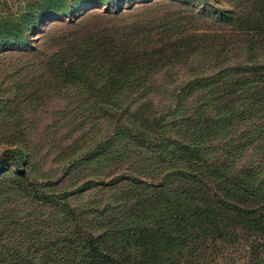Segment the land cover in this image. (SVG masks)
<instances>
[{
	"label": "rangeland",
	"instance_id": "1",
	"mask_svg": "<svg viewBox=\"0 0 264 264\" xmlns=\"http://www.w3.org/2000/svg\"><path fill=\"white\" fill-rule=\"evenodd\" d=\"M14 1L0 0V9ZM254 1L105 2L40 24L27 41L9 49L0 46V160L6 162L0 169V238L8 240L0 257L27 253V247L35 257L81 256L78 243L91 233L126 264H154V258L163 264H251L253 240L260 236L237 227L238 220L203 187L173 175L164 183L173 171L169 167L186 169L191 160L172 152L159 158L164 142L134 137L138 131L155 136L153 129L162 123L173 139L198 134L204 148L193 167L210 168L205 177L215 188L222 170L232 177L264 178V83L233 94L229 83L214 77L219 66L264 62V54L237 58L238 48L259 42L264 49L260 35L251 40L237 30L251 24ZM230 10L246 11V23L226 16ZM86 38L98 43L104 58L91 66L116 71H96L93 82L71 81L38 63L36 56L76 51L72 46ZM112 39L129 56L110 61L118 44L105 53L103 42L111 45ZM33 47L39 52L26 54ZM194 76L212 79L193 90L187 85ZM179 102L182 109L175 111ZM205 102L210 106L204 112L195 109ZM23 171L39 198L46 194L53 201L33 199L18 184L6 183ZM129 175L142 184L125 179ZM88 181L92 184L85 186ZM229 196L242 205L256 198ZM147 235H153L149 254L135 247ZM158 240L165 241L160 250ZM49 242L52 252L42 250ZM20 243L27 245L21 251Z\"/></svg>",
	"mask_w": 264,
	"mask_h": 264
},
{
	"label": "trees",
	"instance_id": "2",
	"mask_svg": "<svg viewBox=\"0 0 264 264\" xmlns=\"http://www.w3.org/2000/svg\"><path fill=\"white\" fill-rule=\"evenodd\" d=\"M118 0H15L12 5H8L6 2V8L0 9V46H7L6 49H9V46L19 44L23 41H27V38L30 36V32L38 27L40 24L48 23L53 20H58L63 18L62 15L66 13H71L72 11L76 12L77 8L85 9L89 7H93L102 3H111ZM262 3V4H261ZM259 5V6H258ZM253 6H256V10L250 11V16L247 27L238 28V31H241L242 36H248L251 40L256 39L259 35L264 40V0H255L253 2ZM120 13V12H118ZM255 13V17L253 22L250 21L251 15ZM226 16H229L235 22L246 23L243 20V17L247 14L246 11H236L230 10L227 11ZM99 15V14H95ZM77 21H71V24H76ZM37 29V28H36ZM93 35H91L92 37ZM90 37V38H91ZM88 38L84 39V42L79 46L73 45L72 48L76 51L70 49L67 54H62V52H58L52 55H42L36 56L38 63L43 62V66L46 69H49L51 72L54 71L58 74V76H62L70 79L71 81H86L93 82V80H89L92 78V75L95 74L96 71L100 72L99 74L108 73L110 71H114L113 66L109 67L108 70L102 69L100 67H92L91 64L94 61L103 60L101 49L95 46V42L87 43ZM112 44L110 45L109 41L103 42L106 45L105 53L110 51L111 46L116 45V49L113 52H110L112 56H109L110 61H114L119 59L123 55H128L127 50H123V43L119 42L116 39L111 40ZM249 43V42H248ZM258 43L253 44L254 47H250L248 49H239L237 53V58L241 55H245L247 58H254L257 56L260 57L264 54V49L262 46H258ZM98 44V43H97ZM256 46V47H255ZM258 46V47H257ZM81 50V51H80ZM72 51V52H71ZM85 51L86 53L82 52ZM39 50L37 47H33L31 50H28L26 54H37ZM250 54L248 55V53ZM263 52V53H262ZM77 55L75 56V54ZM241 54V55H240ZM101 70V71H100ZM116 71V70H115ZM217 73L215 74L218 77L217 81L222 82L225 81L226 84L229 83L232 89L233 94H244L240 90L245 88L250 84L254 83H264V62H240L232 65L230 67L219 66L217 68ZM213 76V75H212ZM244 82L240 81V78ZM66 81H69V80ZM212 78L210 76H194L193 82L188 84L187 86L190 89L197 90L207 87ZM180 102L176 105L175 111H179L182 109L180 106ZM208 102L201 104L199 107L197 106L195 109L200 108L201 113L205 111L206 107L208 108ZM222 110V109H221ZM136 114V113H135ZM223 110L219 115V119L222 118ZM162 116L157 118V121H161ZM138 119V118H136ZM162 128L153 129L155 136L151 134H146L141 131H136L138 135L134 137L140 143H149L151 140L161 141L165 143V146L158 154L159 158L166 153H174L178 157L183 159L189 158L192 162L191 166L182 169V168H171L169 167V171L173 170L171 173H168L164 179V183L167 184V178L175 177L176 179H181L183 181L188 182L189 184H194L200 187H203L205 190L210 191V194L213 197L218 198L217 204L220 206L219 208L228 210L229 218L235 222L237 227H241L243 231H249L253 234V236H260V239H254L253 245L251 249V264H264V178H254V179H246L243 178L240 174L235 177L230 176L225 170L220 171V183L218 187L211 186L209 181L206 179V173L210 171V168L206 170L203 168L195 169L194 165V156H198L199 153L203 152V146L198 142V138H196L193 132L191 133L192 138L187 139H173L170 136L169 131L164 128V124H161ZM186 138V137H184ZM142 139V142L140 141ZM109 142V141H108ZM103 143H100L96 148L101 149ZM96 149V150H97ZM163 154V155H162ZM176 156V157H177ZM165 157H168L167 155ZM14 164L19 165V157L16 155L14 158ZM6 165L4 159L0 160V169H2ZM169 165V164H168ZM195 166V165H194ZM173 175V176H172ZM17 181H6V183L10 184H18V188L21 192H26L34 199L41 200L43 202L53 201V198L50 195L42 194L39 198V191L36 189V185L33 182H29L26 171H23L18 174ZM132 182L142 184V179L140 177H134L133 175H129V177H125ZM92 184V182L88 181L85 183V186ZM165 184L159 183V186L165 187ZM151 186L154 187V184L151 183ZM224 193L225 195H221ZM243 193H251V195L255 196V200L251 201L250 199H246L245 205L238 203L230 199L229 194L241 196ZM65 196L72 195V192H65ZM71 208V207H70ZM163 211H166L165 206L162 207ZM73 212V211H72ZM168 212L164 214V217L161 218L160 222H164L166 220ZM163 215V214H162ZM188 219V216L186 217ZM190 220V219H189ZM160 227V229H162ZM239 231V230H237ZM162 233L161 235H164ZM154 235V234H153ZM153 235H147L141 245L139 243L136 244V249H145V253L149 254L151 252L150 240H152ZM236 235V233H235ZM263 239V240H262ZM166 240V239H165ZM128 242V239H127ZM168 242V240L166 241ZM165 241L158 240L156 243V247L160 250ZM8 244V240L5 236H1L0 238V247H6ZM81 248V256L80 255H72V256H57L55 254L54 259L50 257V254H43L40 257H35L32 253L31 249L27 247V253H21L16 256H1L0 264H126L123 262L117 255H114L107 250H104L99 246V243L96 237L88 233L85 240L78 243ZM19 249L20 251L24 249L27 245L25 243H20ZM54 243L45 244L42 250H53ZM142 255V254H141ZM144 256V255H142ZM146 256V255H145ZM37 258V260H36ZM154 264H163L161 258H154ZM140 264V262H138ZM142 264V263H141Z\"/></svg>",
	"mask_w": 264,
	"mask_h": 264
}]
</instances>
